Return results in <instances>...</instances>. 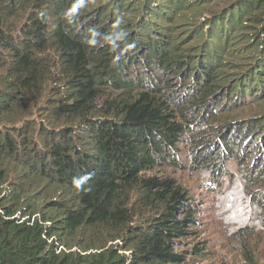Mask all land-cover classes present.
Listing matches in <instances>:
<instances>
[{"label":"trees","instance_id":"1","mask_svg":"<svg viewBox=\"0 0 264 264\" xmlns=\"http://www.w3.org/2000/svg\"><path fill=\"white\" fill-rule=\"evenodd\" d=\"M73 3L0 0V264H182L196 208L172 179L147 173L183 167L179 147L198 135L189 139L207 149L195 161L215 154L205 165L223 175L259 131L258 158L242 169L264 176V120L209 124L212 142L193 121L264 95V0H235L205 28L181 30L196 2L86 0L69 21ZM246 23L263 31L257 54L224 87V55L246 52L232 48Z\"/></svg>","mask_w":264,"mask_h":264},{"label":"rangeland","instance_id":"2","mask_svg":"<svg viewBox=\"0 0 264 264\" xmlns=\"http://www.w3.org/2000/svg\"><path fill=\"white\" fill-rule=\"evenodd\" d=\"M191 1L196 2L197 6L184 10L186 25L181 27L176 24L177 30L194 25L205 28L208 18L235 2V0ZM188 24L192 25L188 26ZM246 24H248L246 28L234 32L236 41L232 47L240 48L238 50L243 52L246 50V52L242 56L224 55L225 67L222 68L226 80L224 87L232 84L231 82L245 71L247 64L252 62L247 56L257 54L258 49L255 48L263 31H261L260 24ZM187 36V33L182 31L178 37L187 38ZM247 38L248 41H242ZM187 43L191 46L198 41H193V36H190ZM243 44L246 45L241 47ZM134 68H138V65ZM181 90L180 87L179 92ZM256 92L259 91L256 90ZM245 99L237 107L222 111L219 109L217 119L208 122H204V119L200 122L195 120L196 118L193 119L194 122L199 123L197 128L206 126L204 132L210 133L208 137L210 140L206 142H212L217 136L215 130L211 129L212 127L218 128L219 125H230L231 123H233L231 125H245V121L251 118H255V122L264 120V95L250 99L246 94ZM209 124L212 125L211 128L207 127ZM228 134L231 135V129H228ZM258 134L259 131L250 135V140L246 143L247 152L242 161L235 158L225 162L224 171L226 173L223 175H215L214 171L212 172V169L205 165V162L213 159L215 154H210L198 162L195 161L197 160L195 156H201L207 149L203 141L189 139L197 138L198 135L188 136L179 147L180 162L183 167H163L147 173V175L157 176L160 179H172L175 185L184 190L196 208L197 225L192 235L184 240L181 248L178 249L184 256L182 264H264V176L258 174L252 179H245L246 175L242 169L244 162L251 166L258 158L256 149H253L260 144V140L256 138ZM262 159L257 167L262 163ZM41 192L42 189L37 194L40 195ZM49 195L56 197L54 191ZM22 212L27 213V210L16 212L15 217L23 218ZM118 243V240L108 241L107 245Z\"/></svg>","mask_w":264,"mask_h":264},{"label":"clouds","instance_id":"3","mask_svg":"<svg viewBox=\"0 0 264 264\" xmlns=\"http://www.w3.org/2000/svg\"><path fill=\"white\" fill-rule=\"evenodd\" d=\"M85 3H86V0H74V3L73 5L71 6V8L68 10L67 14H66V18L71 21L74 17V15L76 13H78V11L85 7ZM122 23V20L120 18H118L116 21H115V26H119L120 24ZM97 33L95 31L92 32V39L88 40L87 43L90 44V45H95L97 43V40L95 39ZM126 33L124 31H119V32H116L115 33V36L113 35H110V36H106L104 39L107 40L109 43H112L113 42V39H119L120 37H123L125 36ZM115 46V45H113ZM89 179L88 176H84V177H81L77 180L74 181L76 187L79 189L81 187L82 184H84L86 182V180Z\"/></svg>","mask_w":264,"mask_h":264}]
</instances>
